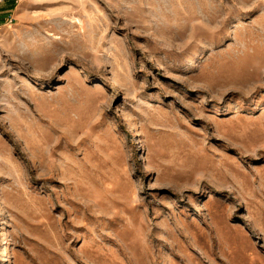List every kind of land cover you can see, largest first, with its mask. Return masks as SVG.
<instances>
[{
    "label": "rangeland",
    "instance_id": "rangeland-1",
    "mask_svg": "<svg viewBox=\"0 0 264 264\" xmlns=\"http://www.w3.org/2000/svg\"><path fill=\"white\" fill-rule=\"evenodd\" d=\"M0 22V264H264V0Z\"/></svg>",
    "mask_w": 264,
    "mask_h": 264
},
{
    "label": "built area",
    "instance_id": "built-area-1",
    "mask_svg": "<svg viewBox=\"0 0 264 264\" xmlns=\"http://www.w3.org/2000/svg\"><path fill=\"white\" fill-rule=\"evenodd\" d=\"M7 0H0V5L4 2H6ZM10 2H12L13 4L14 3H20V2H23V1H26V0H8ZM13 22V17L11 15H9L7 18H6V21H5V24H11ZM3 24L0 22V29H1V26Z\"/></svg>",
    "mask_w": 264,
    "mask_h": 264
},
{
    "label": "crops",
    "instance_id": "crops-1",
    "mask_svg": "<svg viewBox=\"0 0 264 264\" xmlns=\"http://www.w3.org/2000/svg\"><path fill=\"white\" fill-rule=\"evenodd\" d=\"M9 16V15H8Z\"/></svg>",
    "mask_w": 264,
    "mask_h": 264
}]
</instances>
